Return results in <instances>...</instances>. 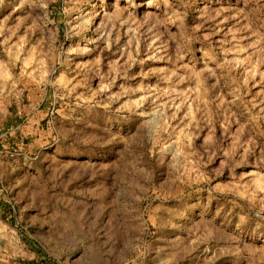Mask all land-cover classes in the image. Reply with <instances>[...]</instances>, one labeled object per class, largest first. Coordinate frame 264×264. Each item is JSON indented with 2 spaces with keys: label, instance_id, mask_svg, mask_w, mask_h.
Listing matches in <instances>:
<instances>
[{
  "label": "rangeland",
  "instance_id": "rangeland-1",
  "mask_svg": "<svg viewBox=\"0 0 264 264\" xmlns=\"http://www.w3.org/2000/svg\"><path fill=\"white\" fill-rule=\"evenodd\" d=\"M0 264H264V0H0Z\"/></svg>",
  "mask_w": 264,
  "mask_h": 264
},
{
  "label": "crops",
  "instance_id": "crops-1",
  "mask_svg": "<svg viewBox=\"0 0 264 264\" xmlns=\"http://www.w3.org/2000/svg\"><path fill=\"white\" fill-rule=\"evenodd\" d=\"M45 115H43V114H36V115H34V116H31V117H29L28 119H27V122H26V126H22L21 127V131H20V133H23L24 134V136L26 137V134H28L29 135V139H32L33 137V135H37V133L39 132V129H38V126H37V124H38V121L39 122H41V121H44L45 120V117H44ZM36 124V125H35ZM16 129H18V126L17 127H15V129H13L10 133H9V136H11V134L13 133V134H15V131L14 130H16ZM17 132V131H16ZM39 135V134H38ZM41 136V135H40ZM33 139H35V138H33ZM32 139V141H34Z\"/></svg>",
  "mask_w": 264,
  "mask_h": 264
},
{
  "label": "built area",
  "instance_id": "built-area-1",
  "mask_svg": "<svg viewBox=\"0 0 264 264\" xmlns=\"http://www.w3.org/2000/svg\"><path fill=\"white\" fill-rule=\"evenodd\" d=\"M53 116V112H51L50 114H49V117H52Z\"/></svg>",
  "mask_w": 264,
  "mask_h": 264
}]
</instances>
